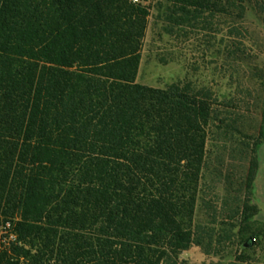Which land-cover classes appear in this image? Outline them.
Returning <instances> with one entry per match:
<instances>
[{
    "label": "trees",
    "instance_id": "obj_1",
    "mask_svg": "<svg viewBox=\"0 0 264 264\" xmlns=\"http://www.w3.org/2000/svg\"><path fill=\"white\" fill-rule=\"evenodd\" d=\"M260 2L0 0V264H181L201 244L207 144L225 118L207 89L137 82L142 46L152 9L168 31L213 17L235 30ZM258 142L236 207L245 247L260 235Z\"/></svg>",
    "mask_w": 264,
    "mask_h": 264
},
{
    "label": "rangeland",
    "instance_id": "obj_2",
    "mask_svg": "<svg viewBox=\"0 0 264 264\" xmlns=\"http://www.w3.org/2000/svg\"><path fill=\"white\" fill-rule=\"evenodd\" d=\"M160 16L152 9L137 82L154 87L181 82L207 89L215 114L226 122L221 129L213 128L207 144L195 211L202 242L183 251L179 261L264 264V137L259 132L264 110V0L235 24V30L223 18L213 17L195 27L168 31ZM255 139L260 146L252 204L258 213L251 221L260 235L245 247L236 207L246 196L244 180Z\"/></svg>",
    "mask_w": 264,
    "mask_h": 264
},
{
    "label": "built area",
    "instance_id": "obj_3",
    "mask_svg": "<svg viewBox=\"0 0 264 264\" xmlns=\"http://www.w3.org/2000/svg\"><path fill=\"white\" fill-rule=\"evenodd\" d=\"M133 1H138V0H133Z\"/></svg>",
    "mask_w": 264,
    "mask_h": 264
}]
</instances>
